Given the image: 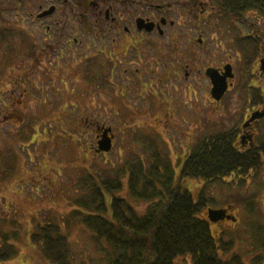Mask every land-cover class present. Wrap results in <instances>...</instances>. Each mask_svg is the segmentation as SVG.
<instances>
[{
	"label": "rangeland",
	"instance_id": "374dc122",
	"mask_svg": "<svg viewBox=\"0 0 264 264\" xmlns=\"http://www.w3.org/2000/svg\"><path fill=\"white\" fill-rule=\"evenodd\" d=\"M39 4H46V0H0V42L6 36V38L10 36L14 42H19L22 36H25L27 40L29 38L38 40L37 36L34 38L30 36V32L37 34L36 24L32 23L30 14H34L38 10ZM210 5L213 6L211 2ZM175 16L174 13H171L169 18L177 21L178 17ZM186 18L190 19L187 14L183 20L186 21ZM192 21L196 22L193 19ZM226 21L222 19L215 22L212 19L211 28L208 27V24L203 23H200L198 27L192 24L185 27L183 35L186 36L185 43L180 51L182 58L190 55V49L194 45L192 42L198 33V28L206 38L205 49L201 52L202 64H197V67H200V72H195V68L191 70L192 65L185 68L191 76L196 74L201 91L196 104L193 102L192 94L184 98L185 102L181 103L180 107L183 118L179 123L170 119L169 122L174 124L175 128L168 127V130L164 132V141L161 137L163 133L159 128L155 127L152 130L147 127L139 128L138 120L128 127L122 126L128 119L146 120L148 112L144 110V107L148 103L157 101L153 97L146 93L136 99L130 96L124 99L116 96H103L105 101L121 99L117 102V115L114 107H108L102 101L97 100V97H92V102L87 104L100 107L101 110L89 107V113L100 114L101 119L105 120L108 125H113L116 135L114 147L109 153H94L91 150V147L94 146L93 132L85 127L81 118L85 116L87 108L85 110L78 109L75 105L71 106L67 102L66 108L58 106L55 111L54 105L56 104H53L55 100L53 95L61 92V87L49 77L42 76V70H38L39 85L45 94L41 98L42 101L46 99L45 103L49 105H47L48 109L42 107L40 112V121L42 122L37 128L38 139L36 135L27 142L14 139V143H12V139H9L8 136V130L10 128L16 130V128L8 124L0 126V149L1 153L4 152L2 160L6 167L3 169L0 162V230L17 234L18 237L9 238V242L19 251L12 259L0 261V264H33L30 261L31 256L38 257V252L36 251L37 246L31 242V235L36 233L38 227L48 217L53 215L60 217L70 211L71 205L68 198L77 194V186L80 185L81 179H85L88 170L96 177L103 180L108 178L111 182H114L118 176L122 186L119 190L114 191V195L124 198L138 214H143L150 201L130 195L126 173L117 175V170L128 161L131 162V165L133 164L134 154L141 157L138 152H141V148L147 142L143 141L144 144H142L139 142L140 139L148 140L155 150V156L142 155V167L145 172L147 173L149 168H154L157 165L159 172L164 173L165 165L170 163L173 177L176 178L183 167L184 158L178 159L179 157L175 154V150L178 148L175 133L178 130H187L190 123L195 120V115L196 124H200L202 127L201 139L204 134L214 135L239 126L238 122L242 120L245 108L252 109L257 104L258 97L249 100L250 95L246 96L249 89L246 84L241 86V78H239L235 87L227 91L221 98V102L216 105L210 100L209 92L206 90L210 87V83L202 70L203 65L208 66L212 62L220 60H231L236 61L234 63L235 74L239 73L240 66L243 71L247 72L248 67L243 52L236 43L238 34H236L235 41L233 40L234 32L232 30L238 29L233 22ZM254 24L259 27L256 20ZM22 32L26 35L20 37ZM1 33L4 35V39H1L3 37ZM6 59L1 48L0 89L5 82V66L10 63ZM252 79L255 80L254 83L257 86L252 91L258 96L260 88L263 87L258 73H254ZM31 84L34 85L35 80ZM169 89L173 91L174 87L170 85ZM157 97L160 98L159 102H162V95H157ZM68 100L79 104L82 101L78 100L77 96H71ZM127 103L129 104L126 106ZM81 104H85V99ZM139 107L141 109H137ZM0 110L2 111L1 108ZM54 117L60 121L58 123L51 121ZM258 120L260 121L256 122L253 128L256 131L257 143L260 144L264 142V118ZM162 128L165 129L163 126ZM7 145L11 146V149H7ZM193 146L194 143L187 150ZM156 155L157 159H155ZM245 176L247 177H242L244 183L238 180L239 178L234 179L235 182L227 183L225 177L223 181L207 182L202 179L185 178L182 182L192 193L194 201H199L202 198L205 203L201 212L197 214L199 218L205 219L206 209L232 206L236 222L222 220L214 225L207 221L217 243L220 240L233 243L223 258L230 259L233 256H239L243 264H250L256 256H262L260 264H264V164L257 171H251ZM83 191L87 193V190ZM109 200L110 195L106 198L107 204ZM249 200L255 201L256 212L253 215L247 210L246 201ZM107 212L110 213V211ZM108 213H106L107 217ZM58 225L61 230H65L61 220H58ZM63 232L67 234L70 250L76 262L85 261L87 257L96 258L97 249L88 227L77 223ZM28 247L33 248L30 249L32 252L26 251ZM175 263L185 264L180 257L175 258Z\"/></svg>",
	"mask_w": 264,
	"mask_h": 264
},
{
	"label": "flooded vegetation",
	"instance_id": "af4514ba",
	"mask_svg": "<svg viewBox=\"0 0 264 264\" xmlns=\"http://www.w3.org/2000/svg\"><path fill=\"white\" fill-rule=\"evenodd\" d=\"M37 8L34 14H30L32 23L36 24L37 34L27 30L32 38L37 36L38 40L29 38L18 42L19 55L11 58L17 64L7 63L4 71L5 82L0 89V126L8 124L16 128L8 130L12 143L14 139L21 141L28 135L29 140L36 135L38 139L37 128L42 122L40 112L42 107L48 109L46 99L42 101L45 94L39 85L38 70H42V76L49 77L61 87V92L53 95L55 111L58 106L66 108L67 102L78 109L87 108L85 116L81 118L85 127L93 132L94 145L101 138L103 130L111 128L109 135H113V148L116 135L113 125H108L101 119L100 114L89 113V107L101 110L100 107L87 104L92 102V97H97V100L108 107H114L117 115L119 100L127 96L136 99L143 93L153 97L158 103L156 101L145 105L144 110L148 112L146 120L128 119L122 126L128 127L138 120L139 128H159L164 141V132L168 127L175 128L169 122L170 119L179 123L183 118L180 107L185 102L184 98L192 94L196 104L201 91L196 74L191 76L185 68L192 65L191 70L195 68V72H200L197 64H202L201 52L205 49L206 38L198 28L192 42L195 46L190 49V55L182 58L180 51L185 43V27L188 24L198 27L203 23L211 28L212 19L215 22L227 20L215 5L211 7L209 0H46V4H39ZM171 13L178 17L177 21L169 18ZM186 14L190 19L186 18L184 21ZM249 19L251 23L248 22ZM255 20L259 25H264V21L256 15L243 12L241 21L233 22L239 30H232L233 40L237 36V39H242L252 30L257 31ZM262 57L264 58V51L252 62L251 77L248 80L251 88L246 93V96L250 95L249 100L258 97V102L252 109L245 108L242 123L249 118L252 111L264 108V73L259 69V60ZM235 62L220 60L208 66L203 65L202 70L210 83L206 75L208 69H215L222 74L224 66L231 65L234 76L226 79V93L235 87L239 78L242 79L239 73L235 74ZM254 73H258L263 85L258 96L252 91L257 88L255 80L252 79ZM243 78L246 80V74ZM34 80L35 84L32 85ZM170 85L174 87L173 91L169 89ZM209 88L206 90L210 100L216 105L219 104L221 99L215 101L210 95L211 84ZM106 95L121 99L105 101L102 97ZM157 95H162V102H159ZM68 96H77L82 101L85 99V104H81L82 101L79 104L68 100ZM51 121L58 123L60 120L54 117ZM258 121L260 120H254L246 127L241 123L232 132L237 146L241 147L240 150L253 147L249 146L245 137L254 140L256 131L253 127ZM201 129L200 124H196L195 115V120L187 130H178L175 133L178 142L175 154L178 159L185 158L190 151L187 150L190 145L200 139ZM7 146L11 149V146ZM231 181L235 182L234 179ZM227 214H232V208L227 210Z\"/></svg>",
	"mask_w": 264,
	"mask_h": 264
},
{
	"label": "trees",
	"instance_id": "16d2710c",
	"mask_svg": "<svg viewBox=\"0 0 264 264\" xmlns=\"http://www.w3.org/2000/svg\"><path fill=\"white\" fill-rule=\"evenodd\" d=\"M210 1L232 21H241L246 11L264 21V0ZM259 26L244 40H236L238 48L248 56L249 75L253 60L264 51V25ZM22 35L26 34L22 32L20 37ZM2 36L1 39H4ZM6 37L0 42V49H3L6 60L17 64L11 58L19 55L18 42L12 41L10 36ZM21 40H26L25 36ZM239 73L243 75L242 66ZM234 136L228 130L194 144L176 178L170 163L165 165L164 173L159 172L157 165L145 172L143 156H155V150L144 145L141 157L135 154L132 165L128 161L117 170L119 176L126 173L130 195L150 201L143 214H138L124 198L114 195V191L122 186L118 176L111 182L108 178L103 180L86 171L85 179L82 176L77 186V194L68 198L70 211L60 217H48L31 235L38 257L31 256L30 261L33 264H176L175 258L180 257L185 264H243L239 256L223 258L233 243L215 241L208 222L197 216L205 203L202 198L194 201L190 190L182 182L185 178L212 182L228 175L241 177L261 168L264 164V142L240 151L234 145ZM2 156L0 150V162L6 169ZM108 195L110 200L107 204ZM247 210L253 215L255 204L250 202ZM58 220L63 222L65 230L77 223L88 227L97 249L96 258L87 257L85 261L76 262L67 234L60 229ZM12 237L18 236L0 230V261L12 259L19 252L9 242ZM30 249L33 248L28 247L26 251L32 252ZM261 260L262 256H256L250 264H260Z\"/></svg>",
	"mask_w": 264,
	"mask_h": 264
},
{
	"label": "water",
	"instance_id": "95a60500",
	"mask_svg": "<svg viewBox=\"0 0 264 264\" xmlns=\"http://www.w3.org/2000/svg\"><path fill=\"white\" fill-rule=\"evenodd\" d=\"M261 71H264V60H261ZM206 75L211 83L210 94L215 101H219L227 89V78H232L233 73L231 72V65L227 64L224 66V72L219 74L215 69H208ZM264 116V110L262 112L252 113L248 122L244 124V127L254 119H258ZM109 128L103 131L102 137L97 142L96 152H108L112 146V136L108 135ZM207 217L211 222H217L219 220L227 219L235 221V218L231 215L226 214V209H208Z\"/></svg>",
	"mask_w": 264,
	"mask_h": 264
}]
</instances>
